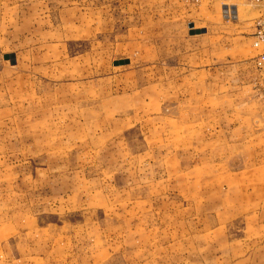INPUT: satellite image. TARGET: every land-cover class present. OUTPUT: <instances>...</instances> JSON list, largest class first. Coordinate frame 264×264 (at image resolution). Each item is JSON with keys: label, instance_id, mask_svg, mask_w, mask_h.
<instances>
[{"label": "rangeland", "instance_id": "1", "mask_svg": "<svg viewBox=\"0 0 264 264\" xmlns=\"http://www.w3.org/2000/svg\"><path fill=\"white\" fill-rule=\"evenodd\" d=\"M259 13L0 0V264H264Z\"/></svg>", "mask_w": 264, "mask_h": 264}, {"label": "built area", "instance_id": "2", "mask_svg": "<svg viewBox=\"0 0 264 264\" xmlns=\"http://www.w3.org/2000/svg\"><path fill=\"white\" fill-rule=\"evenodd\" d=\"M260 6V13L254 21L252 47L257 51L256 63L264 67V0H250ZM228 16V15H226Z\"/></svg>", "mask_w": 264, "mask_h": 264}, {"label": "water", "instance_id": "3", "mask_svg": "<svg viewBox=\"0 0 264 264\" xmlns=\"http://www.w3.org/2000/svg\"><path fill=\"white\" fill-rule=\"evenodd\" d=\"M222 12H223L224 15H229V14L232 15V14L236 13V12H234V10H231L228 5H223ZM127 62H128V60H120L118 62V64H124V63H127Z\"/></svg>", "mask_w": 264, "mask_h": 264}, {"label": "crops", "instance_id": "4", "mask_svg": "<svg viewBox=\"0 0 264 264\" xmlns=\"http://www.w3.org/2000/svg\"><path fill=\"white\" fill-rule=\"evenodd\" d=\"M222 14H223V12H222ZM223 16H224V14H223ZM225 17V16H224ZM256 56V55H255ZM13 60H14V63L16 62V59H15V56L13 57Z\"/></svg>", "mask_w": 264, "mask_h": 264}, {"label": "bare ground", "instance_id": "5", "mask_svg": "<svg viewBox=\"0 0 264 264\" xmlns=\"http://www.w3.org/2000/svg\"><path fill=\"white\" fill-rule=\"evenodd\" d=\"M232 9H234V8H232Z\"/></svg>", "mask_w": 264, "mask_h": 264}]
</instances>
